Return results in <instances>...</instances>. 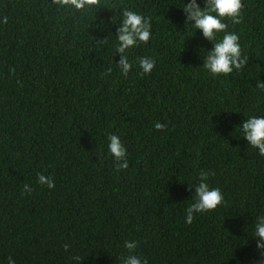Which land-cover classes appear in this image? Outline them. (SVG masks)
<instances>
[{"label": "trees", "instance_id": "1", "mask_svg": "<svg viewBox=\"0 0 264 264\" xmlns=\"http://www.w3.org/2000/svg\"><path fill=\"white\" fill-rule=\"evenodd\" d=\"M184 2L101 0L76 10L0 0V264H123L126 240L139 241L149 264H264L254 238L264 156L240 129L264 116L255 86L264 82V0H242V23L225 21L249 57L228 76L204 69L213 44L185 24ZM124 7L152 24L150 41L128 51L127 76L116 66ZM142 56L156 61L150 74L140 75ZM110 133L127 148L126 170H116ZM201 169L215 173L209 184L225 200L189 225V184ZM25 183L30 195H21Z\"/></svg>", "mask_w": 264, "mask_h": 264}, {"label": "clouds", "instance_id": "2", "mask_svg": "<svg viewBox=\"0 0 264 264\" xmlns=\"http://www.w3.org/2000/svg\"><path fill=\"white\" fill-rule=\"evenodd\" d=\"M101 0H54V3L60 6H71L76 10H83L87 7L99 6ZM245 5L242 0H204V6L197 0H188L183 3L182 10L185 13V24L193 25L196 30H200L203 37L212 42L213 47L207 51L204 58L203 67L211 75L228 76L233 71H241L248 64L249 57L242 55L240 36L234 31H229L230 21L233 25H239L243 21V10ZM122 19L116 32L117 47L116 53L120 55L116 65L121 74L127 76L131 71L133 64L129 60L128 51L140 44H147L152 38L151 19L146 18L138 11L124 7L121 11ZM5 18V22H6ZM112 22L115 21L112 19ZM222 34V35H220ZM219 35V39H218ZM102 43L107 44L104 39ZM215 42V43H213ZM141 69L140 75L150 74L156 61L150 56L138 57L136 60ZM112 68L106 70V74H111ZM256 88L264 91V82L259 79L256 81ZM154 128L158 131L167 129V124L159 121L154 123ZM240 129L249 145L258 149V154L264 156V116L251 115L242 122ZM108 150L116 161L117 171L126 170L129 167L128 153L125 144L119 135L108 134ZM215 173L210 170L201 169L197 174V183L193 186L189 184L190 190L195 193L194 202L185 209V223L191 225L197 214L215 210L224 203L225 197L219 187H212L209 184L210 176ZM37 181L41 186H47L49 189L55 188L54 178L46 176L43 173H37ZM34 189L25 183L21 195H30ZM254 238L257 240V249L264 250V215L258 216L255 221ZM64 251L68 252L71 245L64 244ZM139 241H125L124 248L127 249V256L123 257V264H149L146 258L137 254ZM264 255V251L261 252ZM70 259L77 262L81 261L78 255H72ZM8 264H15L12 257H8Z\"/></svg>", "mask_w": 264, "mask_h": 264}]
</instances>
